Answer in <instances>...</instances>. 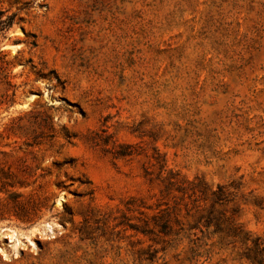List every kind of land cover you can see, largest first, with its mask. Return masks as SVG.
<instances>
[{"label":"rangeland","instance_id":"374dc122","mask_svg":"<svg viewBox=\"0 0 264 264\" xmlns=\"http://www.w3.org/2000/svg\"><path fill=\"white\" fill-rule=\"evenodd\" d=\"M0 9V264H264V0Z\"/></svg>","mask_w":264,"mask_h":264},{"label":"trees","instance_id":"16d2710c","mask_svg":"<svg viewBox=\"0 0 264 264\" xmlns=\"http://www.w3.org/2000/svg\"><path fill=\"white\" fill-rule=\"evenodd\" d=\"M5 11L0 9V29L7 28L14 22L15 13L9 15L7 18H3ZM7 53L0 50V108L4 105L9 106L14 102V96L16 94L15 84L11 80V69L10 61L6 59ZM15 88V89H14ZM27 115V113L25 114ZM24 116H19V118H14L7 126V130L10 134L15 136H27V129L25 125L21 122ZM0 137L3 134L0 132ZM30 145V144H29ZM30 174V173H27ZM7 175V174H6ZM5 175V176H6ZM19 186H25L24 181H19ZM17 186L16 183L9 181H3L0 186V193L6 194V197L0 198V205H12L14 207V215L29 216L30 210L34 208V201L31 197L25 199L23 194L16 192H9V187ZM0 217L5 218L3 211L0 210ZM33 219H28L26 221H31Z\"/></svg>","mask_w":264,"mask_h":264}]
</instances>
